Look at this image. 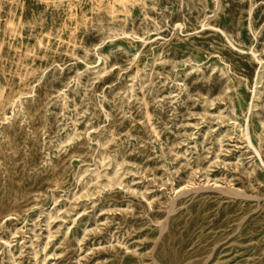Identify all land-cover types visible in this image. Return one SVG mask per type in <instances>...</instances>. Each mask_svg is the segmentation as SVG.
I'll use <instances>...</instances> for the list:
<instances>
[{"label": "rangeland", "instance_id": "1", "mask_svg": "<svg viewBox=\"0 0 264 264\" xmlns=\"http://www.w3.org/2000/svg\"><path fill=\"white\" fill-rule=\"evenodd\" d=\"M0 264H264V0H0Z\"/></svg>", "mask_w": 264, "mask_h": 264}, {"label": "bare ground", "instance_id": "2", "mask_svg": "<svg viewBox=\"0 0 264 264\" xmlns=\"http://www.w3.org/2000/svg\"><path fill=\"white\" fill-rule=\"evenodd\" d=\"M10 90V89H9Z\"/></svg>", "mask_w": 264, "mask_h": 264}]
</instances>
